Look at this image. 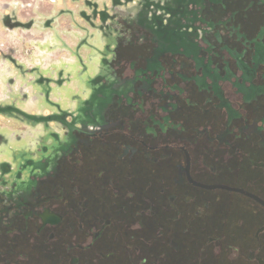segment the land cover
Returning <instances> with one entry per match:
<instances>
[{"label": "flooded vegetation", "instance_id": "flooded-vegetation-1", "mask_svg": "<svg viewBox=\"0 0 264 264\" xmlns=\"http://www.w3.org/2000/svg\"><path fill=\"white\" fill-rule=\"evenodd\" d=\"M157 4L50 157L0 160V264H264V0Z\"/></svg>", "mask_w": 264, "mask_h": 264}, {"label": "rangeland", "instance_id": "rangeland-1", "mask_svg": "<svg viewBox=\"0 0 264 264\" xmlns=\"http://www.w3.org/2000/svg\"><path fill=\"white\" fill-rule=\"evenodd\" d=\"M146 1L0 0V160L6 162V174L28 170L35 150L50 157L48 131L55 142H65L63 118L71 121L70 130L79 121L74 97H93L109 85L114 45L161 34L157 3L170 0ZM199 4L204 31L212 21L209 32L225 34L222 4L208 9L213 15L205 2ZM185 12L176 18L188 22ZM18 147L23 151L16 154ZM14 161L21 167L7 166Z\"/></svg>", "mask_w": 264, "mask_h": 264}]
</instances>
